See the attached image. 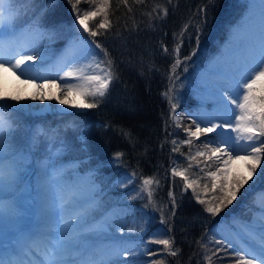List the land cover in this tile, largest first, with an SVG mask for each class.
I'll return each mask as SVG.
<instances>
[{"label": "snow or ice", "instance_id": "6c2138e0", "mask_svg": "<svg viewBox=\"0 0 264 264\" xmlns=\"http://www.w3.org/2000/svg\"><path fill=\"white\" fill-rule=\"evenodd\" d=\"M36 2L37 0H0V77L5 73H11L17 79L23 77L22 83L32 84L38 90V93L31 97L33 100L55 98L61 105H67L70 102L68 94L74 92L81 98L80 103L73 104L74 107L81 109L98 107L109 96L113 84L120 79L118 66L103 41L112 36L123 38V32L137 31L139 24L135 20V8L145 5L147 0H83L87 4L84 9L80 7L82 0H68L75 14L78 35L69 42L65 51L71 52L73 57H76L77 53H82L80 58L86 62L78 63L73 59L63 72V76L58 78L62 83H57L55 78H40L33 74L36 61L44 59L39 51L40 42L46 37L55 36L59 27H62L53 25L51 28H45L41 14L29 18L30 9L27 5H34ZM53 2L54 0H48V6ZM212 2L213 0H209V3ZM17 4L24 7L17 9L15 7ZM167 4L171 5L172 0H167ZM257 6L258 23L252 28L249 26V18ZM121 8L126 11L113 19ZM43 11L42 9L41 12ZM207 11V5L202 6L197 10L195 23L189 20L179 32L173 33L174 44L171 49L161 44L164 53L172 56V63L168 69V88L164 95L170 105V115L178 126L183 123V118L176 115L179 103L178 70L182 68L186 73L189 62L199 49L201 35L207 25ZM168 13V7L156 3L153 4L151 11L143 15L148 17V26L153 27L154 20L166 19ZM189 29H194L196 47L190 54L181 56L185 37L187 36L189 41L192 38ZM242 32L247 34L238 41L236 54L231 62H225L222 54L214 72V75L223 81L216 92L218 114L203 121L191 119L190 124L183 127L185 138L171 141L173 153H179L181 146L184 145L189 148L188 153H180L187 161V167L173 164L168 169L173 185L175 179L180 178L183 191L191 189L203 212L211 217H216L229 208L250 181L255 183L256 179L264 176V169L258 172V168L264 163V0H249L248 15H245L233 29V38ZM232 43L233 40H230V45ZM38 79H42V82L37 83ZM52 88H55L59 95L46 96L45 90ZM23 99L25 97L20 94L9 95L6 94V89H0V189L15 190L22 180L21 173L29 163L26 150L10 142L15 138L18 129L5 111L13 107L18 108ZM9 101L15 104H9ZM215 120L220 122H214ZM201 123L205 126L202 127ZM218 129L221 131L217 132ZM227 129L235 135L225 138L224 130ZM214 132H217V136L201 141V146L193 154L191 149L194 142ZM123 134L131 142V133ZM41 136L47 137L48 132L40 130L34 133L33 146ZM121 156L122 153L115 154L117 159ZM198 158H203V161ZM237 162L242 164L238 165ZM47 167L48 165H45V168ZM194 167L197 169L196 178L190 175ZM135 175L134 172L132 176ZM61 181L62 175L53 165V175L49 183L56 191L53 215L58 214L59 218L47 223L39 235L20 232L9 243L0 238V264H118L120 255L127 258L145 253L149 257H157L150 259L148 264H167L168 257L177 258L182 254V249L175 246V236L169 235L173 232L179 204L174 191L170 188L168 214L165 215V206H157L153 185L159 188V180L144 177L139 191L147 196L148 203L145 207L152 206L161 213L160 223L167 225L166 233H153L147 241H142L144 244L142 253L124 248L115 255L108 249L118 248L119 245L86 242L89 233L98 234L101 231L93 226L90 219L94 211L92 205L95 203V197L80 203L74 195H66V189ZM201 191L205 194L211 192L213 195L210 198H203ZM258 195H264V192ZM19 215L20 209L15 200H0V237L10 225H14ZM124 231L125 228L121 227L120 232ZM135 231L134 227L127 228L128 233ZM140 231L145 232L146 229L141 228ZM215 235L214 230L211 234L206 231L194 241L203 253L205 264H211L213 257L221 260L231 259L234 264H264V215L258 223H242L241 230L236 233L235 238L216 239ZM205 236L208 237L207 241L204 239ZM234 239L239 241L238 245L234 243ZM213 243L219 247L209 248L208 245ZM150 245H158L160 248L152 251ZM221 252L224 256L219 255ZM191 259L192 256H189V264ZM119 264L136 262L120 261Z\"/></svg>", "mask_w": 264, "mask_h": 264}, {"label": "trees", "instance_id": "16d2710c", "mask_svg": "<svg viewBox=\"0 0 264 264\" xmlns=\"http://www.w3.org/2000/svg\"><path fill=\"white\" fill-rule=\"evenodd\" d=\"M156 3L168 7L169 13L166 19L154 20L153 27H149L148 17L143 13L151 11L153 4ZM205 5L208 7L207 25L201 35L199 49L188 67L192 65L191 62L198 57L201 50L204 51L202 59L215 54L220 50L225 38L230 35L231 25L240 17L243 3H237L236 0H213L212 3H209V0H172V4L169 5L167 0H147L145 5L135 8L134 16L139 24L137 31L123 32V38L112 36L103 41L118 66L120 79L113 84L109 96L102 104L93 109L69 113L55 111L53 104L50 111L44 114H33L19 107L5 110L18 129L15 138L10 142L24 148L28 156L30 153H35L39 161L40 158H44L39 170L30 172L25 168L21 173L22 180L18 183L21 184V195L27 193L26 184L34 182L35 178L48 180L50 173L51 178L53 165L67 179L71 178L76 168L93 169L99 182L97 199L92 206L94 215L117 201H123L121 199L133 204L128 211L129 214L133 212L132 208L142 213L143 209L146 210L148 207L153 209V207H145L148 201L146 194L139 191L141 181L144 177H153L159 180V188L153 185L154 199L157 206H165V215L170 208L168 198L170 188L174 191L179 204L173 232L169 235L175 236V246L182 249V254L177 258L168 257L167 264H177V260L179 264H189V256H192L190 264H205L203 253L194 241L206 231L211 234L210 227L241 208L240 202L252 198L253 192V189L251 190L253 182L250 181L251 186L246 185L229 208L218 216L211 217L203 212L202 206L194 199L191 189L182 191L180 178L177 177L173 185L168 171L176 162H182L187 166V161L180 153H188V146H181L179 153H173L171 141L185 138L183 127L188 126L191 119H195L187 114L195 100L187 92L184 93L187 95L184 101L178 103L176 109V114L183 118V123L178 126L170 115V105L164 95L168 88V69L172 63V56L164 53L161 44L171 49L174 44L173 33L179 32L189 20L195 23L197 10ZM15 7L20 9L24 5L17 4ZM80 7L84 9L87 4L82 0ZM27 8L30 9L29 18L36 14L42 15L45 28H51L53 25L62 26L55 36L46 37L40 42L51 54L61 49L70 38L78 35L75 14L68 0H54L51 6H48V0H37L34 5H27ZM125 11L126 9L121 8L113 19L121 16ZM121 30L123 31V22H121ZM189 32L192 38L189 41L188 37H185L181 56L190 54L196 47L194 29H189ZM182 70V68L178 70L179 74ZM40 130L47 131L48 136L39 137L33 146L32 136ZM123 132L131 133V142ZM204 139L205 136H202L200 140L194 142L191 149L193 154ZM49 140L50 146L49 144L47 145L49 147L44 146ZM55 148L58 150L56 151ZM116 153H122V156L117 159ZM198 159L203 161V158ZM28 164H31L30 159ZM45 165L48 167L45 168ZM134 172L135 179L121 187L119 177ZM196 172L197 169L194 167L190 172L192 178H196ZM257 180L264 186V176ZM10 191L14 190L0 189V198ZM211 195H213L211 192L205 194L201 191L203 198H210ZM31 209L32 205L29 212ZM27 210L25 207L17 222L24 224L28 221L30 215ZM154 212L156 219H160L161 213L156 210ZM143 220H146V217ZM157 225H162L160 220L151 225H144L146 231L140 233V238L149 239L153 233H156ZM166 229L167 225H164L160 232L166 233ZM204 239L207 241L208 237L205 236ZM208 247L215 249L219 246L213 243ZM150 248L156 251L160 246L150 245ZM219 255L224 256V253L221 252ZM141 256L148 258L147 254ZM154 258L157 257H151ZM148 261L143 264H148ZM211 264H234V261L213 257Z\"/></svg>", "mask_w": 264, "mask_h": 264}, {"label": "rangeland", "instance_id": "374dc122", "mask_svg": "<svg viewBox=\"0 0 264 264\" xmlns=\"http://www.w3.org/2000/svg\"><path fill=\"white\" fill-rule=\"evenodd\" d=\"M237 3H243V10L238 18V20L233 23L230 27V35H228L224 43L221 44V48L215 54L207 57H204V51L201 50L200 54L193 62L192 65L188 67V71L185 74L183 72L180 74V79L177 81V88L179 102L184 101V97L188 94L195 101L193 105H191V109L187 114L193 116L198 121L207 120L218 114V104H217V89L223 83L217 76L214 75V72L217 70L218 59L222 58V54H224L223 59L225 62H231L233 56L236 54V45L239 40L243 39L246 32L240 33L237 37L233 38L232 32L238 23L242 20L245 15H248V4L249 0H236ZM259 17V7L257 6L250 15L249 18V26L254 28L258 23ZM77 36V35H76ZM87 34H84L86 38ZM75 37V36H74ZM70 38L68 42L57 52L51 54V52L46 51L45 48L40 44V54L44 57L43 61H39L36 63V67L34 69L33 74L40 77L45 78L51 76L55 78L57 83H62L58 78L63 76V72L67 70V66H70V62L73 59H76L78 63H85L84 59L80 57L83 55L82 53H77L76 57H73L71 52H66L65 50L68 48L69 42L73 40ZM230 40H233V43L230 45ZM105 44V43H104ZM98 51V50H97ZM201 60L202 62H200ZM23 77L21 79H17L11 73H5L2 77H0V89H6V94H20L25 99L20 101L19 108L23 111L31 112L33 114H44L49 112L54 105V110L57 112H74L82 110L81 108L74 107L73 104H78L81 102V98L76 93L68 94L69 104L61 105L59 101L55 98L53 99H45L43 101L33 100L31 97L38 93V90L33 87L32 84H24L22 83ZM42 79H38L37 83H41ZM75 83V81H71ZM183 85V87H180ZM187 94H184L186 93ZM59 95L55 88L49 90H45V95ZM63 99L64 97L61 96ZM51 100L52 103H51ZM196 102V104H195ZM9 104L14 105L15 102L9 101ZM53 104V105H52ZM179 116L178 114H176ZM180 117V116H179ZM214 122L219 123V120H215ZM201 126H205L201 123ZM221 130H217L220 132ZM225 138L228 136H234V133H231L230 129L224 130ZM217 132L207 134L205 139L209 137L215 138L217 136ZM30 139V137H29ZM182 139V138H180ZM51 141L45 143L44 146H47ZM47 146V147H49ZM30 148V145L28 146ZM57 151L58 148H55ZM30 153V152H29ZM29 159L31 164L26 165V169H29L30 172L34 170H39L42 167L44 162V158H40V161L36 158V154L30 153ZM238 165L242 164V162H237ZM176 165H181L183 167H187L184 163L176 162ZM260 169H264V163L260 165ZM95 171L93 169H74L72 172V176L70 179L62 176V186L66 189V195H74L75 198L80 203H85L91 197H95V202L97 199V191L99 189V182L95 177ZM50 175L46 179H38L35 178V181H31L26 184V194H20L22 189L17 195L15 193L9 192L8 194L3 195V198L0 200H15L20 209V215L23 211H25V207L28 209L27 213L30 215L32 213V209L29 212L30 205H33L37 213L35 214V222L34 224H25L24 226H19L21 223L15 221L14 225H10L8 227V231L0 237L3 238V241L9 243L15 236H17L20 232L39 235L42 230L45 228V225L52 220L58 219V214L53 215L55 212V204H56V191L53 186H50ZM22 176V174H21ZM52 177V176H51ZM120 185L123 187L125 184L132 182L135 177L132 176L131 173H125L119 177ZM263 187V188H262ZM253 189L254 194L252 198L247 201H241V208L232 213L227 219L219 220L215 222L211 227V231H215V236L219 238L224 237H236V233L241 230L242 223H258L261 219V216L264 215V195H258V193L264 192V186L259 183L256 179L255 183H252L251 190ZM21 195V196H20ZM123 201H117V203L113 205L107 206L101 213L91 215L90 219H92L93 226L100 229L101 231L98 234H88L87 243H95L98 245H119V247H110L108 251L115 255L118 252H121L124 248H128L134 252L142 253L144 249V244L142 241H147L146 238H140L141 228H146L144 225H151L160 219H156L154 209L146 208L143 209L142 213L137 212L135 208H132L133 212L129 214V210L133 204H128L125 199H121ZM95 204V203H94ZM93 204V205H94ZM92 205V206H93ZM85 206H88L85 204ZM45 215H43V213ZM71 213V209H69L68 214ZM24 214V213H23ZM22 214V215H23ZM33 214V213H32ZM66 214V218L67 215ZM19 217V216H18ZM17 217V219H18ZM146 217V220L143 218ZM16 219V220H17ZM33 219V216L30 215V219ZM28 220V221H29ZM142 220V223H141ZM34 220H32L33 222ZM124 227V233L120 232V228ZM134 227L136 229L133 233H128L127 228ZM164 225H157L155 228L156 233L160 232L163 229ZM7 238H10L7 241ZM234 243L239 244V241L234 239ZM146 254V253H145ZM144 254V255H145ZM151 257L144 258L141 255H137L135 257H127L124 258L122 255L118 257V264L120 261H131L135 260L136 264H143L150 260Z\"/></svg>", "mask_w": 264, "mask_h": 264}, {"label": "water", "instance_id": "95a60500", "mask_svg": "<svg viewBox=\"0 0 264 264\" xmlns=\"http://www.w3.org/2000/svg\"><path fill=\"white\" fill-rule=\"evenodd\" d=\"M183 190V189H182Z\"/></svg>", "mask_w": 264, "mask_h": 264}]
</instances>
